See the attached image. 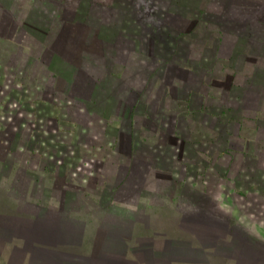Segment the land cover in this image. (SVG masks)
I'll return each mask as SVG.
<instances>
[{"label":"rangeland","instance_id":"obj_1","mask_svg":"<svg viewBox=\"0 0 264 264\" xmlns=\"http://www.w3.org/2000/svg\"><path fill=\"white\" fill-rule=\"evenodd\" d=\"M182 1L179 13L195 19L200 12L190 7L198 1ZM69 5L70 0H0V139L8 163L44 167L91 188L116 178L122 159L111 149L132 146L140 152L147 146L157 159L150 158L158 168L154 177L182 180V189L193 188L188 192L204 204L201 197L208 194L202 190L210 189L223 204L217 209L258 231L263 243L264 168L258 151L264 145H258V129L264 137V123L258 76L239 75L234 67L244 63L236 52L241 44L208 49L199 17L182 28L176 43L153 44L158 59L126 58L131 47L137 55L149 54L140 37L127 33L132 27L120 21L113 30L127 37L120 33L117 41H105L97 54L80 42L77 27L66 24ZM101 29L109 38V28ZM21 172L25 180L33 176ZM194 181L208 187L187 186Z\"/></svg>","mask_w":264,"mask_h":264},{"label":"crops","instance_id":"obj_2","mask_svg":"<svg viewBox=\"0 0 264 264\" xmlns=\"http://www.w3.org/2000/svg\"><path fill=\"white\" fill-rule=\"evenodd\" d=\"M197 1L190 9L200 13L188 20L179 13L182 0H70L72 6L65 7L69 17L64 19L69 27L78 28L80 42L97 54L105 41L127 37L126 31L113 30L121 21L132 27L135 32L127 33L140 37L149 54L137 55V48L131 47L126 58L147 56L151 61L158 59L151 50L155 42L176 43L183 38L182 28L193 26L191 21L200 17L199 25L208 34L206 45L211 44L208 49L214 46L216 52L225 42L241 44L236 52L244 63L234 67L239 75L258 76V115L264 123V0ZM84 10L87 13L81 15ZM101 28H109V38ZM251 58L255 61H248ZM211 98L206 96V101ZM259 142L264 145L261 127ZM135 150L111 149L122 159L116 178L94 183L93 190L44 167L8 163L9 152L0 139V264H264L258 231L219 211L223 204L210 189L202 190L208 194L201 197L207 200L204 204L188 192H195L193 188L182 189V180L154 177L158 168L152 165L150 158L157 160L152 150L147 146L138 148L141 153ZM263 150L258 151L262 168ZM21 171L33 176L25 180ZM199 183L187 186L196 188ZM71 189L76 190L74 196Z\"/></svg>","mask_w":264,"mask_h":264}]
</instances>
